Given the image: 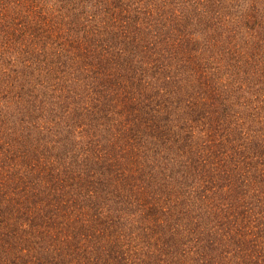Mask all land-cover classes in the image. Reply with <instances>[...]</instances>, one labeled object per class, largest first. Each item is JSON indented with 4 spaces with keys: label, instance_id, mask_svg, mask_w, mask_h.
I'll return each instance as SVG.
<instances>
[{
    "label": "trees",
    "instance_id": "obj_1",
    "mask_svg": "<svg viewBox=\"0 0 264 264\" xmlns=\"http://www.w3.org/2000/svg\"><path fill=\"white\" fill-rule=\"evenodd\" d=\"M0 264H264V0H0Z\"/></svg>",
    "mask_w": 264,
    "mask_h": 264
}]
</instances>
